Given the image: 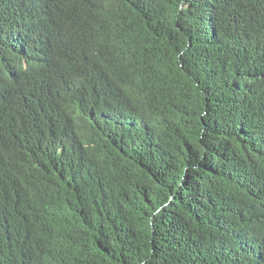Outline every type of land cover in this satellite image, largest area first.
Here are the masks:
<instances>
[{
	"label": "trees",
	"instance_id": "1",
	"mask_svg": "<svg viewBox=\"0 0 264 264\" xmlns=\"http://www.w3.org/2000/svg\"><path fill=\"white\" fill-rule=\"evenodd\" d=\"M0 264H264V0H0Z\"/></svg>",
	"mask_w": 264,
	"mask_h": 264
}]
</instances>
